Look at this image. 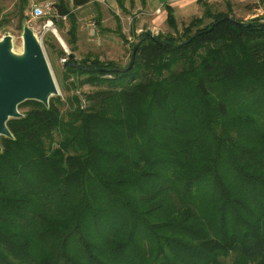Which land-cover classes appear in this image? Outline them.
Returning <instances> with one entry per match:
<instances>
[{
  "label": "trees",
  "instance_id": "trees-1",
  "mask_svg": "<svg viewBox=\"0 0 264 264\" xmlns=\"http://www.w3.org/2000/svg\"><path fill=\"white\" fill-rule=\"evenodd\" d=\"M223 1L196 0L181 32L165 4L172 33L139 35L126 73L68 59L63 91L96 88L85 104L18 106L0 137V264H264V22Z\"/></svg>",
  "mask_w": 264,
  "mask_h": 264
},
{
  "label": "rangeland",
  "instance_id": "rangeland-1",
  "mask_svg": "<svg viewBox=\"0 0 264 264\" xmlns=\"http://www.w3.org/2000/svg\"><path fill=\"white\" fill-rule=\"evenodd\" d=\"M27 1V6L23 9L21 0H0V20L5 18L8 21L5 26L0 28V42L8 36L10 38V53L15 57H20L23 54L24 29L31 30L41 45L55 82L57 88L55 97L64 100L66 96L76 95L82 104H85L83 95L89 94L96 88L84 85L75 91L64 92L63 87H66L68 83L62 80L61 75L62 65L59 61L63 56L54 55L48 51L46 46L48 44L54 46L57 52H62L64 46L68 53L74 56L75 62L89 57L90 60L98 59L104 63L113 62L125 68L131 56V48L138 45L139 35L145 33L155 37L172 33L165 23L164 6L168 4L174 9L173 5L178 4V0H149V10L156 7L155 10L149 12L145 0H91L89 4L81 7L73 6V0H54L57 3L62 1L69 14L72 15V19L66 18L53 22L57 37L63 41L62 46L52 31L45 28L46 22L50 19L46 16L39 19L32 18L31 2L34 0ZM35 1L40 3L46 0ZM228 1L231 8L230 16L235 20L246 22L254 17H262V22H264V6L259 4L258 0L259 8L251 10V12L243 9V4H238L235 0ZM206 2L212 4L219 11H225V1L223 0H206ZM180 9L187 10V12H181L175 17L179 32L188 25L191 19L200 17L202 11L198 6L195 7L193 3L189 2ZM250 16L253 17L249 18ZM71 22L75 27V37L74 43L70 42L69 44L68 41H71V38L68 31ZM71 47L74 48L73 52H71ZM72 80L73 78H70L68 82H72ZM18 113L21 114L23 111L18 110Z\"/></svg>",
  "mask_w": 264,
  "mask_h": 264
},
{
  "label": "water",
  "instance_id": "water-1",
  "mask_svg": "<svg viewBox=\"0 0 264 264\" xmlns=\"http://www.w3.org/2000/svg\"><path fill=\"white\" fill-rule=\"evenodd\" d=\"M22 38L23 54L20 57L10 53L8 36L0 42V137L8 139H11V134L6 123L22 117L18 113L20 104L35 101L48 107L50 97L57 95V88L39 41L29 29H24ZM136 48L137 46L132 49L126 67L117 69L118 72L126 73L131 69ZM68 59L75 62L72 54L68 55Z\"/></svg>",
  "mask_w": 264,
  "mask_h": 264
},
{
  "label": "built area",
  "instance_id": "built-area-1",
  "mask_svg": "<svg viewBox=\"0 0 264 264\" xmlns=\"http://www.w3.org/2000/svg\"><path fill=\"white\" fill-rule=\"evenodd\" d=\"M58 4L59 3H57L54 0L41 1L40 3H38L35 0L31 2L32 18L39 19V18H42L44 16L48 17L50 20L48 21L45 28L52 31L53 34H55V28H53L54 27L53 22L66 19V16L58 15V12H57V5ZM92 32L94 33L93 30H92ZM63 49H64L63 50L64 55L59 61L61 65L65 64V62L68 60V55H69L67 49L64 47H63Z\"/></svg>",
  "mask_w": 264,
  "mask_h": 264
},
{
  "label": "crops",
  "instance_id": "crops-1",
  "mask_svg": "<svg viewBox=\"0 0 264 264\" xmlns=\"http://www.w3.org/2000/svg\"><path fill=\"white\" fill-rule=\"evenodd\" d=\"M148 2H149V0H145V3H146V6H147V8H148V10L150 9V7H148ZM187 2H189V3H193V5L195 6V7H197V4H196V0H187V1H185V0H178V4L177 5H173V11H174V15H175V17H177L178 16V14L179 13H181V12H187V10H184V9H180V8H182V6H184V4L185 3H187ZM235 2L236 3H238V4H243V6H245V5H252V4H257V0H235ZM155 9H156V7H155ZM155 9H151V10H155ZM197 9V8H196ZM151 10H149V12H151ZM182 10H184V11H182ZM253 10H255V9H253ZM249 12H251V11H249ZM248 14V13H247ZM253 16H250L249 18H252ZM47 23L48 22H46V24L45 25H47ZM44 25V26H45ZM55 33H56V35H57V31H56V29H55Z\"/></svg>",
  "mask_w": 264,
  "mask_h": 264
},
{
  "label": "bare ground",
  "instance_id": "bare-ground-1",
  "mask_svg": "<svg viewBox=\"0 0 264 264\" xmlns=\"http://www.w3.org/2000/svg\"><path fill=\"white\" fill-rule=\"evenodd\" d=\"M54 35H55V37L57 38V40L59 41V43L63 46V41H62L59 37H57L56 33H55ZM63 47H64V46H63Z\"/></svg>",
  "mask_w": 264,
  "mask_h": 264
}]
</instances>
